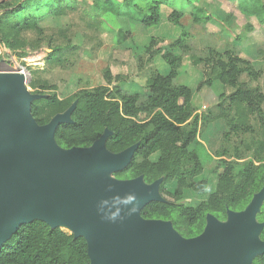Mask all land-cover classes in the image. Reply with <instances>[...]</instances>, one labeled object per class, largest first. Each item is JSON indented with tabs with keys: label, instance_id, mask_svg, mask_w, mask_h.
Here are the masks:
<instances>
[{
	"label": "trees",
	"instance_id": "16d2710c",
	"mask_svg": "<svg viewBox=\"0 0 264 264\" xmlns=\"http://www.w3.org/2000/svg\"><path fill=\"white\" fill-rule=\"evenodd\" d=\"M71 0H9L0 4V43L13 52L21 51L26 56L23 34L37 31L44 35L41 21L48 14L63 15L71 7ZM199 0H92L94 8L103 13L104 23L116 25L115 18H127L132 23H140L146 28L160 24L163 6L173 7L168 19L177 26L184 10ZM237 1L238 9L244 15L255 17L264 25V0ZM194 21H210L212 15L199 4L192 10ZM232 14L229 13L228 18ZM112 21V22H111ZM131 37L130 32L119 30L116 42L123 44ZM189 35L182 27L181 36L168 48L159 46L158 39L152 37L146 48L149 61L157 56L166 62L169 71L164 74L153 69L147 79V97L130 93L122 87L123 75L114 76L110 68L104 71L106 84L81 88L74 94L60 98L53 92L49 96L32 103V114L39 124L49 123L59 113L66 112L74 103L73 123H64L56 132L57 143L65 148L90 147L106 130L107 148L115 153L139 143L129 165L114 175L118 179H132L143 176L147 183L163 179L160 192L164 201H152L141 211L146 219H163L173 222L174 227L185 237L201 234L207 224V215L213 214L225 221L228 210L242 211L252 201L254 195L264 187V91L240 80L243 73L258 80L261 70L253 62L244 59L233 50L225 52L210 47L206 56L190 54L196 65L204 63L210 68V75L199 86L213 85L220 81L235 89L231 94L220 95V113L214 116L200 115L193 104L194 91L185 84H178L184 56L190 53ZM44 59L54 63L60 61L61 47H52ZM35 92L54 91L56 85L38 84L30 81ZM230 111L234 113L230 114ZM255 114L262 133L258 141L260 156L255 160H245L241 153L236 157L226 156L228 150L216 151L218 180L216 189L198 205L182 202L187 189L197 194L206 190L207 180L199 179L204 170L199 140L200 125L214 119H224L232 133L248 132L249 115ZM213 119V120H212ZM263 154V156H261ZM157 156V159H154ZM228 157V158H227ZM174 182L171 191L168 184ZM264 222V203L258 213ZM264 240V228L261 232ZM0 264H90L88 245L84 237L75 238L73 233L62 227L52 228L42 220L22 225L0 248ZM254 264H264V253L257 255Z\"/></svg>",
	"mask_w": 264,
	"mask_h": 264
},
{
	"label": "water",
	"instance_id": "95a60500",
	"mask_svg": "<svg viewBox=\"0 0 264 264\" xmlns=\"http://www.w3.org/2000/svg\"><path fill=\"white\" fill-rule=\"evenodd\" d=\"M41 97L24 72H0V248L22 225L42 220L84 237L90 264H254L264 253L257 219L264 187L244 210H228L225 221L208 214L204 231L185 237L170 220L142 217L148 203L164 201L162 178L109 176L129 165L139 143L112 152L106 130L90 147L65 149L56 132L73 123L76 103L42 125L32 114Z\"/></svg>",
	"mask_w": 264,
	"mask_h": 264
},
{
	"label": "rangeland",
	"instance_id": "374dc122",
	"mask_svg": "<svg viewBox=\"0 0 264 264\" xmlns=\"http://www.w3.org/2000/svg\"><path fill=\"white\" fill-rule=\"evenodd\" d=\"M5 1L9 0H0V4ZM70 2L72 5L65 14H48L44 17L41 21L45 31L43 36L34 30L24 32L22 38L26 43V56L22 57L21 51L13 52L0 43V72L23 68L29 90L34 94L43 95L41 98L53 92L60 98H66L81 88L104 85L106 68H110L114 76L123 75L121 83L125 91L147 97L149 91L146 79L149 73L153 69H158L166 74L169 66L161 56L149 61L146 48L153 36L158 39L160 47L168 48L181 36L182 27H185L191 36L188 42L192 48L190 53L184 56L176 82L192 88L193 104L198 114L210 116L219 114L218 104L222 101L220 95L224 92L229 95L235 91L233 87L225 86L220 81L214 82L211 86L205 85L198 90L199 84L211 74L210 68L204 63L194 64L190 54L204 57L210 47H215L222 53L233 50L242 58L252 61L254 66L261 70V77L254 80L248 73H243L240 80L253 87H260L264 91V25L255 17L240 12L237 1L199 0L195 4L201 5L212 15V19L208 22L194 21L192 10L195 4L190 5L184 10L182 27L168 19L173 7L163 6L160 24L149 29L140 23H132L127 18H115L114 26L111 25L112 23L105 24L103 13L94 8L92 0ZM229 13L232 14L231 18H228ZM119 30L131 34L129 40L123 44L116 42V34ZM52 47H61L63 51L59 53L60 61L49 63L44 59ZM30 81L56 85L57 89L42 92H39L41 91L39 89L35 92L29 86ZM233 113L234 111H230V114ZM248 125L251 129L248 132L232 133L226 138L224 133L229 131V127L224 119L201 123L199 140L204 147L201 150L204 170L198 178L207 180L206 190L202 194H197L187 189L183 203L198 205L215 191L218 180L216 151L228 150L226 156L232 159L237 153L243 154L245 160H255L260 156L257 148L262 129L258 116L250 114ZM154 159H157V156H154ZM109 176L116 178L112 173ZM168 188L173 191L175 183H169ZM63 229L71 233L68 228L63 227Z\"/></svg>",
	"mask_w": 264,
	"mask_h": 264
},
{
	"label": "clouds",
	"instance_id": "9594fccd",
	"mask_svg": "<svg viewBox=\"0 0 264 264\" xmlns=\"http://www.w3.org/2000/svg\"><path fill=\"white\" fill-rule=\"evenodd\" d=\"M134 199V195H129L128 200L131 201Z\"/></svg>",
	"mask_w": 264,
	"mask_h": 264
},
{
	"label": "built area",
	"instance_id": "2783aa9c",
	"mask_svg": "<svg viewBox=\"0 0 264 264\" xmlns=\"http://www.w3.org/2000/svg\"><path fill=\"white\" fill-rule=\"evenodd\" d=\"M18 71H20V72H24L23 68H21V69H18ZM24 73H25V72H24Z\"/></svg>",
	"mask_w": 264,
	"mask_h": 264
},
{
	"label": "bare ground",
	"instance_id": "6f19581e",
	"mask_svg": "<svg viewBox=\"0 0 264 264\" xmlns=\"http://www.w3.org/2000/svg\"><path fill=\"white\" fill-rule=\"evenodd\" d=\"M65 227V226H64Z\"/></svg>",
	"mask_w": 264,
	"mask_h": 264
}]
</instances>
